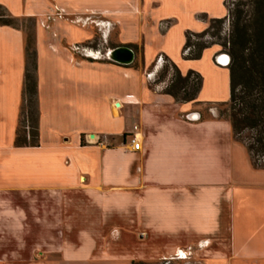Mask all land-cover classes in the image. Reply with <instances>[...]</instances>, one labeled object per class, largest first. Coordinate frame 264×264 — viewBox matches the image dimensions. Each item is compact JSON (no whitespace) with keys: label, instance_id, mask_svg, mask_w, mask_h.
I'll return each instance as SVG.
<instances>
[{"label":"rangeland","instance_id":"rangeland-1","mask_svg":"<svg viewBox=\"0 0 264 264\" xmlns=\"http://www.w3.org/2000/svg\"><path fill=\"white\" fill-rule=\"evenodd\" d=\"M5 1L8 7L2 6L8 16L17 21L24 34V53L26 36L33 34L35 37L36 68L41 74L39 99L43 101V117L39 123L41 146H51L64 133L70 136L68 145H73L82 134L98 132L105 124L99 106L94 111L97 116L90 115L87 121L73 122L68 118L72 113L69 111H76L75 105L71 106L65 99V95L72 92H69V88L64 90L63 83L62 86H59V82L52 83L50 71L53 63L62 62L56 75L67 78L71 66L68 62L66 65L64 58L69 53L82 54L87 51L100 55L108 48L118 46L133 50V63L119 68L120 84L115 92L122 102L118 112L122 119L121 127L124 128L129 125L124 124L129 117L126 105L130 100L134 105L136 98V104L144 105L146 98L143 88L146 84L153 89L155 86H182L171 79L166 58L175 64L182 75L196 71L203 78L195 100L182 103L185 111L196 109L200 112V119L208 118L212 108L216 115L222 110L217 103L229 100V68L215 63L219 54L226 53L225 49L215 44L206 48L199 59H185L182 56L185 32H202L207 27V19L225 17L226 0ZM227 27L226 22L223 33ZM205 39L213 40L209 36ZM214 40L217 43L223 41L216 37ZM192 41L196 39L192 38ZM54 57L60 59L59 62ZM153 69L157 70L150 76ZM161 75H164L161 78L163 81L157 83ZM190 80L194 84V77ZM99 88L90 84V102L95 100L99 103V97L105 94ZM30 106L29 102L26 103L25 112L19 117L20 133L30 125L28 121H32L29 117ZM122 135L123 146L127 147L133 133L126 130ZM82 139L84 142L92 141L87 137ZM80 182H84V177H80ZM115 190L107 191L112 193ZM109 194L106 196L109 197ZM10 196L9 235L2 240L0 237V245H3L0 258H5L6 254L9 260H20L25 264L32 258L39 259L40 264H264V258L259 257L260 239L251 238L257 233L255 228H246L243 238L239 234L237 248L248 238L252 239V243H246L245 252L236 250L231 255L227 245L230 236L225 201L220 204L222 213L215 235L200 232L196 239V236L181 233L182 230L167 234L151 229L145 232L138 228L129 212H115L107 202L108 198L99 205L79 187L41 189L33 195L11 193ZM81 245L91 249L93 255L89 259L84 255L79 257L78 252L70 248Z\"/></svg>","mask_w":264,"mask_h":264},{"label":"crops","instance_id":"crops-1","mask_svg":"<svg viewBox=\"0 0 264 264\" xmlns=\"http://www.w3.org/2000/svg\"><path fill=\"white\" fill-rule=\"evenodd\" d=\"M0 5L8 7V2L0 0ZM91 54L69 53L64 58L66 65L68 62L71 66L67 78L57 77L62 62L54 57L59 63L52 64L50 78L52 83L59 82V86L63 83L64 90L69 88L72 92L65 95L66 102L76 107V111H69L70 121L83 122L90 115L96 117L94 111L99 106L105 124L98 132L82 134L73 145H68L70 136L64 133L51 146L16 147L24 90V34L19 28L0 25L1 240L9 235L11 193L24 196L41 189L79 187L93 202L101 205L108 198L112 210L119 214L129 212L138 228L145 232L151 229L167 234L182 230L181 233L196 239L200 232L215 235L222 213L220 204L225 201L231 255L236 250L245 252L246 243L258 237L259 257L264 258V169L252 167L245 147L233 139L230 124L218 119L213 109L208 118L187 120L186 115L199 110L185 111L182 103L163 92L164 87L153 89L146 84L144 105L136 104L137 98L134 105L130 100L126 105L129 117L124 121L129 125L121 127L118 108L122 102L115 93L120 84L121 65L100 58L98 52ZM36 74L40 123L41 74ZM90 84L105 93L99 97V103L90 102ZM117 102L119 107L114 106ZM126 130L135 135L138 150L131 143L123 146L122 134ZM90 134L96 139L85 143L82 138H90ZM80 177H84L83 183ZM110 189L116 190L111 193L107 191ZM248 227L257 229V233L237 248L239 234L243 238ZM0 246L3 252V245ZM70 248L79 257L89 259L93 255L86 246ZM4 255L0 264H25ZM40 262L32 258L26 264Z\"/></svg>","mask_w":264,"mask_h":264},{"label":"trees","instance_id":"trees-1","mask_svg":"<svg viewBox=\"0 0 264 264\" xmlns=\"http://www.w3.org/2000/svg\"><path fill=\"white\" fill-rule=\"evenodd\" d=\"M225 4L227 8L225 17L207 19V27L202 32L196 33L190 30L185 32L186 41L182 56L185 59H199L206 48L215 44L226 50L230 57L227 66L230 96L227 102L217 103V106L222 108L218 111L217 117L230 124L233 139L245 147L252 167L264 169V0H226ZM16 22L0 5V25L20 29ZM226 22L228 27L223 33ZM208 36L213 40L216 37L223 41L221 40V43L215 40L208 41L205 39ZM34 38L33 34L31 37L28 34L25 38L24 90L20 111L21 117L25 112L26 103L29 102L32 107L30 106V111H27L32 121H28L30 125L24 127L23 133L17 129L14 141L16 147L39 146ZM192 38L196 41H192ZM165 63L169 65L171 79L177 80L182 86L173 88L165 85L163 92L172 96L178 103L194 101L202 86V76L196 71L182 75L169 59L166 58ZM163 69L168 70V68ZM163 76L161 75L157 83L163 81L161 79ZM191 77L195 79L194 84H191Z\"/></svg>","mask_w":264,"mask_h":264},{"label":"water","instance_id":"water-1","mask_svg":"<svg viewBox=\"0 0 264 264\" xmlns=\"http://www.w3.org/2000/svg\"><path fill=\"white\" fill-rule=\"evenodd\" d=\"M227 58V60L223 59L222 61L219 60V58ZM103 59L111 61L113 63H116L118 65L127 66L133 63L135 59V54L132 49L126 46H118L112 49H108L105 51L103 55ZM215 63L220 66H228L230 63V57L226 53L219 54L215 58ZM116 107L120 106V103L115 104ZM201 118V115L199 112L196 113H189L186 115V119L190 121H198ZM94 137V134H90V138L92 139ZM64 140H67L66 138Z\"/></svg>","mask_w":264,"mask_h":264},{"label":"built area","instance_id":"built-area-1","mask_svg":"<svg viewBox=\"0 0 264 264\" xmlns=\"http://www.w3.org/2000/svg\"><path fill=\"white\" fill-rule=\"evenodd\" d=\"M131 144H133V149L138 150L139 149V142L137 141L136 137L133 135L131 136Z\"/></svg>","mask_w":264,"mask_h":264},{"label":"flooded vegetation","instance_id":"flooded-vegetation-1","mask_svg":"<svg viewBox=\"0 0 264 264\" xmlns=\"http://www.w3.org/2000/svg\"><path fill=\"white\" fill-rule=\"evenodd\" d=\"M104 53H105V51H104L103 53L100 54V58H103ZM156 70H157V69H153V73H151L150 76H152ZM149 78H150V77H149Z\"/></svg>","mask_w":264,"mask_h":264},{"label":"bare ground","instance_id":"bare-ground-1","mask_svg":"<svg viewBox=\"0 0 264 264\" xmlns=\"http://www.w3.org/2000/svg\"><path fill=\"white\" fill-rule=\"evenodd\" d=\"M223 59L227 60V58H223ZM95 139H96V137H93L91 140H95Z\"/></svg>","mask_w":264,"mask_h":264}]
</instances>
